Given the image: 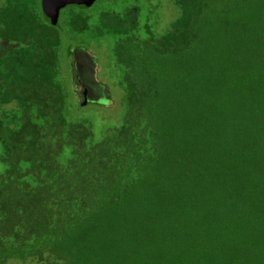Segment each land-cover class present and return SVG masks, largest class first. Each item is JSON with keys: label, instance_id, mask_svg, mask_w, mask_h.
Wrapping results in <instances>:
<instances>
[{"label": "trees", "instance_id": "16d2710c", "mask_svg": "<svg viewBox=\"0 0 264 264\" xmlns=\"http://www.w3.org/2000/svg\"><path fill=\"white\" fill-rule=\"evenodd\" d=\"M145 3L0 10V264H264V0H171L163 32ZM102 41L125 108L97 135L68 100L107 90Z\"/></svg>", "mask_w": 264, "mask_h": 264}, {"label": "rangeland", "instance_id": "374dc122", "mask_svg": "<svg viewBox=\"0 0 264 264\" xmlns=\"http://www.w3.org/2000/svg\"><path fill=\"white\" fill-rule=\"evenodd\" d=\"M161 1V7L155 11V13L160 15L156 20L159 32H163L166 28H169L170 23L178 14L177 10L172 7L171 0ZM137 3L141 13L147 14L148 6L145 0H100L93 4L92 10L99 12L105 9L104 7L108 6V4H110L109 7H118L120 9L124 4ZM64 18L63 15L62 19ZM60 39L59 70L62 73V80L68 84L71 78L70 64L71 61L75 62L77 57L74 55L71 60V56H68L66 51L67 46L73 43L68 30L62 29L60 31ZM87 53L96 62L94 65V78L96 82L105 85L108 91L106 89L102 91H100L101 89L90 90L86 96L87 103H84L80 87L76 86L73 99L68 100L69 113L76 119L82 118L89 121L93 126L95 134L98 135L106 128H113L121 124L125 108L123 100L125 93L118 85L119 75L116 72L115 60L106 41H102L99 45L92 44ZM76 101L81 106L75 105Z\"/></svg>", "mask_w": 264, "mask_h": 264}, {"label": "water", "instance_id": "95a60500", "mask_svg": "<svg viewBox=\"0 0 264 264\" xmlns=\"http://www.w3.org/2000/svg\"><path fill=\"white\" fill-rule=\"evenodd\" d=\"M41 8L46 18L50 21L51 25H56L58 21L59 12L61 9L75 5L80 8H89L97 0H40ZM84 103L87 102V89L82 88Z\"/></svg>", "mask_w": 264, "mask_h": 264}, {"label": "flooded vegetation", "instance_id": "af4514ba", "mask_svg": "<svg viewBox=\"0 0 264 264\" xmlns=\"http://www.w3.org/2000/svg\"><path fill=\"white\" fill-rule=\"evenodd\" d=\"M7 0H0V10L3 9V7H5ZM4 30L3 25L0 24V31ZM16 43V42H14ZM83 92V91H82Z\"/></svg>", "mask_w": 264, "mask_h": 264}]
</instances>
